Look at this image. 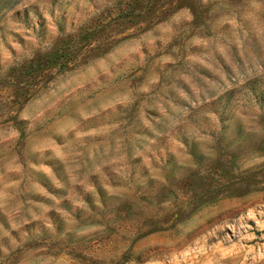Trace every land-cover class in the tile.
<instances>
[{
    "label": "rangeland",
    "instance_id": "1",
    "mask_svg": "<svg viewBox=\"0 0 264 264\" xmlns=\"http://www.w3.org/2000/svg\"><path fill=\"white\" fill-rule=\"evenodd\" d=\"M0 264H264V0H0Z\"/></svg>",
    "mask_w": 264,
    "mask_h": 264
}]
</instances>
